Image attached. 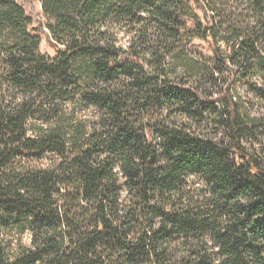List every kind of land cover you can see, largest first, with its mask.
<instances>
[{"label": "trees", "instance_id": "obj_1", "mask_svg": "<svg viewBox=\"0 0 264 264\" xmlns=\"http://www.w3.org/2000/svg\"><path fill=\"white\" fill-rule=\"evenodd\" d=\"M250 93L264 0H0V264H264Z\"/></svg>", "mask_w": 264, "mask_h": 264}, {"label": "rangeland", "instance_id": "obj_2", "mask_svg": "<svg viewBox=\"0 0 264 264\" xmlns=\"http://www.w3.org/2000/svg\"><path fill=\"white\" fill-rule=\"evenodd\" d=\"M196 43L200 44V42H196ZM40 50L43 54H47L49 56H54V50L51 47H49L47 45L46 41H44V40L41 44ZM205 55L210 56V54L207 52H205ZM247 97H249L250 101H251L250 109H251L252 105H254L256 107V109L259 110V115L261 116L263 122L261 123V126L258 129L259 131L257 132V141H255L254 139L253 140L246 139L244 141V145L248 151L254 152V153H259V154H261V156L264 159V120H263L264 119V103L260 102L259 100L253 99L251 93ZM51 158L52 157H50V156L47 158V161L44 162L45 166H48L51 164V162H50ZM24 241H25V243L29 244L30 234H27L24 237Z\"/></svg>", "mask_w": 264, "mask_h": 264}]
</instances>
